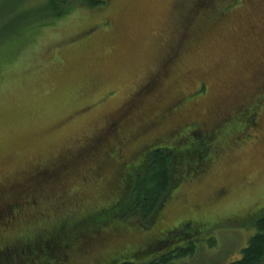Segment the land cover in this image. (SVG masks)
<instances>
[{
    "label": "rangeland",
    "instance_id": "1",
    "mask_svg": "<svg viewBox=\"0 0 264 264\" xmlns=\"http://www.w3.org/2000/svg\"><path fill=\"white\" fill-rule=\"evenodd\" d=\"M45 1L0 0V203L24 205L10 208L0 248L49 237L76 248L63 258L65 248L42 243L35 264H97L106 253L111 264L142 262L160 254L137 259L149 243L190 223L195 253L175 264L240 260L264 207V108L246 131L264 105V0L215 10L208 0H104L47 26L22 17ZM215 131L206 172L174 191L154 227L105 212L87 222L105 223L102 235L77 231L119 199V173Z\"/></svg>",
    "mask_w": 264,
    "mask_h": 264
},
{
    "label": "trees",
    "instance_id": "2",
    "mask_svg": "<svg viewBox=\"0 0 264 264\" xmlns=\"http://www.w3.org/2000/svg\"><path fill=\"white\" fill-rule=\"evenodd\" d=\"M209 2L213 3V10L223 4L222 0H208ZM200 3L203 4V1ZM104 4V0H46L38 7L25 8L26 10L22 17L24 19L28 17L35 18L42 21L40 24L47 26L48 23L52 24L64 19L75 6L81 5L92 9ZM22 5L24 6V2ZM227 6L229 7V5ZM225 13H227L226 10H222L219 12V15H224ZM262 108H264V105L260 108L258 106L255 112L249 115L246 131L249 132L254 127L259 115V109ZM197 134L194 133V137H191V135L185 137L172 147L155 148L140 162L136 171H131L128 175L123 173L120 175L119 173L116 183L121 182L122 188L120 193L122 194L111 206L101 209L94 213V216L83 220L82 224L79 225V229H77V231L87 229L86 232L80 233L83 235L82 237L101 233V229L105 223L98 224L95 228L92 226L89 229L91 225H88L87 222L100 219L104 216L105 212L108 214V217L112 218L113 224L117 222L129 223L131 220L136 219L139 224L145 227H154L157 220L160 219L165 205L173 196L174 191L186 181L203 175L210 164L212 157L211 147L218 143L217 140L219 135L221 136V132L215 131L212 134H205L201 137ZM28 192L32 191L28 190L25 193L27 194ZM8 204L12 206H0V229L3 231L12 228L11 223L14 220L8 219L11 218L8 215L10 208L24 206L20 201L17 203L8 202ZM249 225L255 229L256 233L251 238L248 247L243 250L241 259L234 264H264V207L256 215L250 216ZM185 227L188 229H185ZM185 227L184 224H181L177 229L168 233V235L166 234L165 238H160L149 243L147 248L136 254V258L140 260L154 253H160L157 257L149 261L139 262L135 260L134 262L124 264H175L177 261L192 257L195 253L194 243L198 240L197 238H199L198 235L200 234L198 231L190 229V223L189 225L185 224ZM80 234L75 233L74 242L78 239H80V242H83L82 237L79 238ZM39 238V240L33 241L34 247H32V244H29L24 248H18L14 243L3 246V248H0V264H35L36 259H40L41 262L42 257L38 253L44 250L42 243L49 250V254H52L54 251L61 252V249L65 248V253L62 254L63 258L67 256V252H70L74 247L76 248L72 243L73 245L70 249L71 243L61 242L63 240H58V245L53 243L49 237ZM181 241L183 244L179 245L178 243ZM173 245L175 247L169 248ZM21 253L28 254V257L35 255L36 258L35 260L34 258L32 260L29 258L30 260L26 259L22 262ZM112 254L106 253L103 260L101 259L97 264H111L110 259L112 258ZM29 261L31 262L28 263Z\"/></svg>",
    "mask_w": 264,
    "mask_h": 264
},
{
    "label": "flooded vegetation",
    "instance_id": "3",
    "mask_svg": "<svg viewBox=\"0 0 264 264\" xmlns=\"http://www.w3.org/2000/svg\"><path fill=\"white\" fill-rule=\"evenodd\" d=\"M3 202H4L5 204H4ZM3 202H1V203H0V204H2V203H3V204H2V205H0V206H12V205H10V204L6 203V201H3Z\"/></svg>",
    "mask_w": 264,
    "mask_h": 264
}]
</instances>
